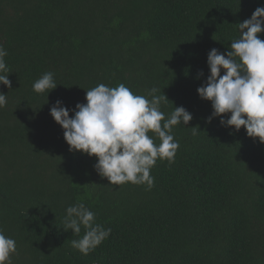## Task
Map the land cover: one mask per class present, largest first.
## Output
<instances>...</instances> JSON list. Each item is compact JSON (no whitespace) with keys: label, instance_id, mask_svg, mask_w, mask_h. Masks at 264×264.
Instances as JSON below:
<instances>
[{"label":"trees","instance_id":"16d2710c","mask_svg":"<svg viewBox=\"0 0 264 264\" xmlns=\"http://www.w3.org/2000/svg\"><path fill=\"white\" fill-rule=\"evenodd\" d=\"M257 7L264 0H0L11 81L0 85V230L16 241L12 264H264V144L222 126L228 115L207 123L211 104L197 95L209 51L230 50ZM45 72L57 87L37 94ZM101 83L156 88L166 118L181 106L193 117L173 128L179 148L173 163L157 160L151 190L109 185L49 114L60 100L71 118ZM78 203L111 228L86 256L70 244L84 229L64 228Z\"/></svg>","mask_w":264,"mask_h":264},{"label":"clouds","instance_id":"9594fccd","mask_svg":"<svg viewBox=\"0 0 264 264\" xmlns=\"http://www.w3.org/2000/svg\"><path fill=\"white\" fill-rule=\"evenodd\" d=\"M262 26L264 7H257L250 19L236 25L239 38L232 40L230 50L209 51V74L197 88V95L211 104L207 123L228 115L226 120L220 119L222 126L236 132L243 127L248 137L264 144V40L259 38L264 32ZM7 55L0 45V85L10 89V70L4 59ZM56 87L52 72H45L33 83L37 94H48ZM157 91L152 88L147 96L137 95L123 83L116 87L101 83L86 91V102L75 105L71 118L70 110L60 100L50 108L49 114L62 129L69 151L95 157L94 170L109 185L131 183L151 190L155 182L151 169L157 160L173 163L179 148L173 128L186 126L193 119L182 106L175 107L166 118L160 106L162 100H168L163 94L157 95ZM7 102V95L0 93V109ZM191 129L193 135L200 132L198 126ZM65 211V229L77 236L84 229L82 237L70 242L80 254L88 255L110 236L111 228L97 224L95 213L83 203L69 206ZM16 251V241L0 230V264H12L11 256Z\"/></svg>","mask_w":264,"mask_h":264}]
</instances>
